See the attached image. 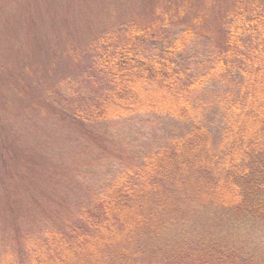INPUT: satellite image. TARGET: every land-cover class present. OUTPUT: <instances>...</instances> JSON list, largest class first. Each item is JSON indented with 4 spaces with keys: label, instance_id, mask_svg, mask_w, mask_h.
Wrapping results in <instances>:
<instances>
[{
    "label": "rangeland",
    "instance_id": "rangeland-1",
    "mask_svg": "<svg viewBox=\"0 0 264 264\" xmlns=\"http://www.w3.org/2000/svg\"><path fill=\"white\" fill-rule=\"evenodd\" d=\"M250 1L0 0V264H171L208 227L219 241L236 240L244 260L264 259V221L223 220V195L197 185L193 166L166 176L168 194L146 184L133 198L123 192L158 152L171 143L179 151L192 136L189 122L150 111L93 115L109 88L94 66L106 42H128L145 60L173 42L188 76L207 75L191 97L205 129L197 137L210 134L217 148L228 104L249 92L237 82L252 69L250 52L230 31ZM139 28L142 39L128 34ZM76 106L84 110L79 125L66 115ZM196 186L205 192L187 198ZM121 190L115 202L111 192Z\"/></svg>",
    "mask_w": 264,
    "mask_h": 264
},
{
    "label": "trees",
    "instance_id": "trees-1",
    "mask_svg": "<svg viewBox=\"0 0 264 264\" xmlns=\"http://www.w3.org/2000/svg\"><path fill=\"white\" fill-rule=\"evenodd\" d=\"M247 9L248 13L242 8L237 11L230 34L240 39L239 42L234 41V44L250 52L246 60L243 57L242 59L245 64L252 63V69L245 67L241 83L237 82L239 93H243L245 88H248L249 92L245 93V99L228 104L225 112V115H229L225 119L227 127L223 128L224 132L221 130L222 137L215 149L209 143V140H214L209 137L210 134L207 141L197 137L203 135L205 129L198 122L199 111L194 109L191 97L192 90L207 81V75H198L194 80L188 76V70L177 61L179 53L175 54L177 47H174L173 42L161 46V49L167 52L163 57L146 60L133 49L134 45L128 42L109 41L104 45L103 52L98 50V56L94 60L97 69L95 71L98 76L101 75V81L109 88L107 87L105 97L100 102L104 103H99L102 109L94 107V116H106L108 111L113 114L125 113L126 110L129 114L131 110L150 111L189 122L192 126L189 128L192 136L190 133L187 141L181 140L179 151L171 143L170 148L158 152L154 157V160L158 159L156 163L151 161L145 170L130 174L135 184L127 181L130 183L129 188L119 187L125 194L129 192L132 195L128 197H135L133 189L142 187L143 184L154 190L159 185L157 191L162 190L168 194L173 186L166 185V176L176 175L179 170L187 172L190 166H193L197 171V185H211L214 194L218 192L223 195L221 199H217L218 204L222 206L221 212L225 213L222 215L223 220L230 215L233 222L252 218L264 221V113L261 112L264 104H260L264 100V0L250 1ZM144 32L146 29L139 28L128 34L142 39ZM175 45L178 46L176 43ZM231 51L232 45L223 54L229 58ZM228 76L240 81L235 72L231 71ZM118 98L122 103L116 100ZM81 103L85 105L83 99ZM107 104H110L111 109H107ZM132 105L137 107L128 108ZM81 108L76 106L71 108L73 111L66 113L69 114V120L74 121L76 125L83 121L81 117L84 110ZM90 115L87 113V116ZM253 116V120L249 121ZM228 172L230 176L224 179V174ZM183 181L188 183V178ZM203 188L196 186V190L193 189L187 198L204 193ZM122 190L118 193L111 192L115 202L119 203L123 195ZM125 196L122 197L124 203ZM119 207L120 204L111 211ZM205 231L200 243L191 245L186 242L177 248L174 255L175 258L178 257L179 262L174 258L171 264H184V259L192 260L195 264H264V259L258 262L256 257L244 260V248L233 238L227 236L225 240L219 241L216 239L219 234L214 229L208 227ZM213 235L216 238H213Z\"/></svg>",
    "mask_w": 264,
    "mask_h": 264
}]
</instances>
